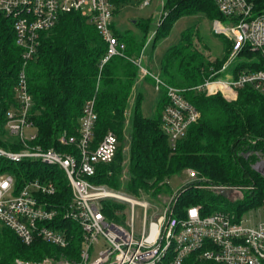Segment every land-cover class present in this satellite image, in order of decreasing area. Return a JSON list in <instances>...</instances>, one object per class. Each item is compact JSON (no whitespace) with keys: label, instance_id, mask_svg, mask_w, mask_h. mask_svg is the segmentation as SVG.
Instances as JSON below:
<instances>
[{"label":"trees","instance_id":"1","mask_svg":"<svg viewBox=\"0 0 264 264\" xmlns=\"http://www.w3.org/2000/svg\"><path fill=\"white\" fill-rule=\"evenodd\" d=\"M142 1L110 0L112 13L118 14L129 4L139 6ZM256 7L264 9V0H256ZM163 10L164 17L158 26H153L149 16L138 18L133 24L136 31L119 30L112 21L113 33L124 44V50L122 56H112L104 64L101 59L106 53V42L94 25L78 13L60 15L52 28L40 33L39 45L25 69L32 99L29 118L37 134L32 144L43 149L68 150L69 147L59 143V137L77 134L83 105L94 99L96 143L105 133L112 132L117 136L118 146L113 160L98 165L90 181L151 199L170 192L168 181L172 176L191 170L196 173L197 180L182 186L175 194L172 208L176 215L184 214L185 209L193 205H200L202 214L228 211L216 204L217 200L227 198L206 186L254 185V190L244 192L241 201L234 203L230 210L242 214L258 207L264 198V179L250 167L255 156H245L251 150L264 154V92L245 86L237 91L235 100L228 101L219 93L206 95L192 89L210 76L222 75L217 71L230 51L229 41L220 58L211 57L197 45V23L194 21L180 33L178 42L163 52L157 72L144 64L166 85L184 90L183 97L200 114L175 147H171L161 129V114L168 103L163 87L159 88L162 95L153 117L141 113L140 88L133 105L129 104L139 71L133 61L142 51L144 53L150 31L154 30L155 36L150 45L149 60L157 42L168 35L179 16L191 14L224 22L214 0H163ZM243 53L248 58L256 56L247 50ZM21 54L11 21L0 13V148L11 151L22 148L5 129L6 111L16 105L14 87L22 63ZM242 66L244 64L240 63ZM248 67L259 68L258 65ZM144 78L155 87L151 75ZM124 146H127L126 152H123ZM4 171L13 174L18 183L35 177L53 181L56 194L49 200L56 202L59 210L60 205L69 200L67 180L56 167L26 160L12 163L0 158V173ZM227 200L234 202L231 198ZM58 222L61 229L67 230L70 239L65 248L40 239L25 245L11 230L0 225V264H15V259L77 257L81 246L80 232L72 222L61 219ZM181 264L213 263L193 253Z\"/></svg>","mask_w":264,"mask_h":264},{"label":"built area","instance_id":"2","mask_svg":"<svg viewBox=\"0 0 264 264\" xmlns=\"http://www.w3.org/2000/svg\"><path fill=\"white\" fill-rule=\"evenodd\" d=\"M214 1L226 24L214 20L213 30L223 35L231 47L217 71L222 75L210 76L192 89L206 95L219 93L228 101L235 100L237 91L245 86L264 92V9H257L256 0ZM149 2L143 0L140 5L144 7ZM70 12L85 17L106 42L101 64L112 56H122L124 44L111 28L110 0H0V13L11 21L16 44L22 49V63L14 87L16 105L5 114V129L22 148L18 151L0 148V158L12 163L26 160L56 167L63 172L70 191L69 200L60 205L59 210L56 202L49 200L56 194V186L50 179L35 177L18 183L10 172H1L0 225L11 230L25 245L40 239L56 247H67L70 239L67 230L60 228V219L75 224L81 238L75 258L15 259V264H181L193 253L213 264H264V198L258 205L262 214L255 223L245 219L243 213L234 211L215 210L202 214L200 205L189 206L184 214L176 215L172 208L174 197L163 207L162 214L156 215L159 208L150 202L124 190L90 181L98 165L113 160L118 146L117 136L112 132L105 133L96 143L94 99L83 105L77 134L59 137V143L69 147L68 150L43 149L32 144L37 134L29 118L32 99L28 92L26 65L33 59L40 33L52 28L60 15ZM246 50L256 56L246 57L243 53ZM143 55L142 51L133 62L143 77L152 76L156 90L165 89L168 103L161 114V129L171 147H175L200 114L183 97L184 90L166 85L143 66ZM236 59H242L240 63L244 66L238 63L227 74ZM250 65L259 68L253 70L248 67ZM249 155L255 156L251 169L264 179V154L251 150L245 154ZM187 175L191 180L197 179L194 171L188 170ZM254 188V185H219L215 190H225L228 199L231 193L238 195L234 199H242L244 192ZM136 208L142 209L138 229L134 228L138 217ZM126 210L128 214L124 213ZM100 242L103 249L97 250L96 257L91 259V250Z\"/></svg>","mask_w":264,"mask_h":264},{"label":"rangeland","instance_id":"3","mask_svg":"<svg viewBox=\"0 0 264 264\" xmlns=\"http://www.w3.org/2000/svg\"><path fill=\"white\" fill-rule=\"evenodd\" d=\"M141 5L136 6V4H129L124 8H122V10L118 14L113 15L112 13V18H113L112 21L114 22L115 27L122 31L126 29L136 31V28L133 25L134 22L138 20V18H146L148 16L151 18L152 20L151 23L153 24V26H158L160 20L162 19V17H164V13H165V11L163 10V0H150L149 4L145 5L144 7H141ZM194 21H196L197 23L195 30V34H196L195 38L197 45L200 48H202V50L211 54V57L220 58L224 53L226 42L228 40L223 35L221 34L219 35L214 32L211 20L205 18H198V16L196 15L186 14L179 16L174 21L168 35L157 42L154 51L152 52V56L150 60H149L150 45L155 36V31L152 30L149 32L146 38V44L144 46L145 51L143 53L144 55L142 60L143 66L144 64L146 66H150L151 69L157 72L159 60L163 52L171 45L177 43L180 37V33ZM223 24L226 23L223 22ZM241 61L242 59H236V61H234V63L231 65L227 74H230L232 72L231 68L235 67ZM224 76L225 75H223V78H226ZM139 88L142 92L141 113L145 117H153L157 113V102L160 99L162 92L156 90L152 82L149 79H145L140 74V71H138L136 88L133 91L129 101L130 106L133 105L137 93L136 91ZM128 110L129 111L127 112H130V109ZM126 150H127V146H124L123 152H126ZM196 180L197 179L194 180L189 179L187 175V171L182 172L178 175L172 176L169 179L168 186L171 193L166 192L163 194H159L151 199H149L146 196H139V197L134 195L133 196L140 200H146L150 202L152 205L157 206L159 209L155 212V214L161 215L163 207L172 201V197L175 196V194L182 188V186L195 182ZM215 187L216 186H206V188L211 190L212 192H216ZM235 196L238 195L231 193L229 196L234 200V202H232L231 200H227L228 199L227 198L226 200H217L216 204L218 207L230 211L234 203L241 201L240 197L234 199ZM136 212L138 214V217L134 222V228L138 229L140 226V216L142 214V209L136 208ZM124 213L128 214L127 210ZM261 214H262L261 207H257L255 208V210L250 208L243 212V217L247 219L250 223H255L259 220ZM102 244L103 243L100 242V244H98L96 247H94L91 250L90 252L91 259H94L96 257L97 250L103 249Z\"/></svg>","mask_w":264,"mask_h":264},{"label":"water","instance_id":"4","mask_svg":"<svg viewBox=\"0 0 264 264\" xmlns=\"http://www.w3.org/2000/svg\"><path fill=\"white\" fill-rule=\"evenodd\" d=\"M223 197H226L227 196V194H226V191L225 190H221L220 192H219Z\"/></svg>","mask_w":264,"mask_h":264}]
</instances>
